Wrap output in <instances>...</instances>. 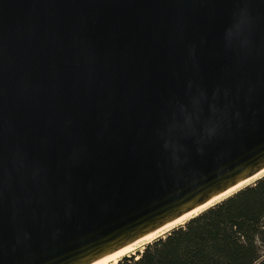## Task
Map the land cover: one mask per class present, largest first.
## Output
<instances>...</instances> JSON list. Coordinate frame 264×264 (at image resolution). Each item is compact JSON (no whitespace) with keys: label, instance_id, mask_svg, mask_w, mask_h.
<instances>
[{"label":"water","instance_id":"95a60500","mask_svg":"<svg viewBox=\"0 0 264 264\" xmlns=\"http://www.w3.org/2000/svg\"><path fill=\"white\" fill-rule=\"evenodd\" d=\"M263 170L264 0H0V264H91Z\"/></svg>","mask_w":264,"mask_h":264},{"label":"trees","instance_id":"16d2710c","mask_svg":"<svg viewBox=\"0 0 264 264\" xmlns=\"http://www.w3.org/2000/svg\"><path fill=\"white\" fill-rule=\"evenodd\" d=\"M116 264H264V175Z\"/></svg>","mask_w":264,"mask_h":264},{"label":"bare ground","instance_id":"6f19581e","mask_svg":"<svg viewBox=\"0 0 264 264\" xmlns=\"http://www.w3.org/2000/svg\"><path fill=\"white\" fill-rule=\"evenodd\" d=\"M263 174H264V170L261 171L260 173L256 174L255 176L247 179L246 181L240 183L239 185H237V186L229 189L228 191L222 193L221 195L215 197L214 199H212L211 201L202 205L201 207H198L197 209H195V210L183 215L182 217L168 223L164 227L156 230L155 232L148 234L147 236L135 241L134 243L127 245V246L107 255V256H104V257L92 262L91 264H116L118 262V260H120L122 257L133 254L135 251L142 248L146 243L150 242L151 240L155 239L158 236L163 235L165 232L169 231L171 228L182 224L191 216L199 213L200 211H202L206 207L214 204L215 202L220 201L221 199L228 196L229 194H231L232 192H234L238 188L242 187L243 185L252 183L253 181L256 180V178H258L259 176H261Z\"/></svg>","mask_w":264,"mask_h":264},{"label":"rangeland","instance_id":"374dc122","mask_svg":"<svg viewBox=\"0 0 264 264\" xmlns=\"http://www.w3.org/2000/svg\"><path fill=\"white\" fill-rule=\"evenodd\" d=\"M142 248H143V247H142ZM142 248L138 249L137 251H141ZM137 251H135L133 254H135Z\"/></svg>","mask_w":264,"mask_h":264}]
</instances>
